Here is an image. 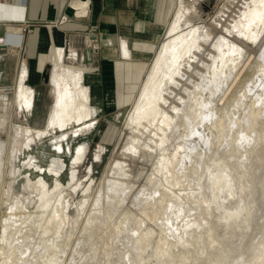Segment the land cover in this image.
<instances>
[{"label":"bare ground","instance_id":"6f19581e","mask_svg":"<svg viewBox=\"0 0 264 264\" xmlns=\"http://www.w3.org/2000/svg\"><path fill=\"white\" fill-rule=\"evenodd\" d=\"M72 4L78 3L74 1ZM195 11L190 2L178 0L177 9H175L174 18L168 32L170 36H173L166 42L161 43V48L155 57L154 65L151 67L140 89L139 96L135 100L131 112L127 115L125 125L141 126L147 129L146 126H143V122L146 121L149 126L154 127H152L154 130L152 134L154 136L157 135L159 139V141L153 139L141 140L139 137L133 136L130 138V141L141 144L149 150L158 149L160 151L159 158L153 168L154 173L158 176H153L148 187L142 190L143 193L141 191L142 194L136 197L133 204L149 220L154 221L163 233L159 239L165 245V251L168 255L165 260L167 264H172L175 258L176 260H180L190 255L194 256L193 259L196 261L194 264H215L216 256L222 255L224 251L228 252L229 250L237 252L234 256V264H264V236L261 235L262 229L260 231L257 230L259 233L257 231H255L257 233L253 232L254 235L246 232L231 236L229 234L230 231H228V226L231 224L228 222L229 219H232L230 222H235L241 216V219L244 220L249 207L254 204L256 205V203L258 204L255 197V199L252 198V200L248 199L250 201H247V198L244 199V197L248 196V194L245 196L242 194L243 191H245L244 193L247 191L249 193L250 190L257 188L251 183V179L257 177V174L253 177V173H249L250 171L247 168L252 160L255 159L254 161H256L258 157L251 160L249 156H238L236 151L238 148L250 151V146H254V152L259 150L261 154L259 148H264V145H261L264 144V96L260 97L257 107H250L245 113L246 120H248L247 126L252 128L254 132L252 136L243 135L240 138L238 136L235 140L222 145L223 151H216L218 139L212 137L210 132L208 142L210 145H214L212 147L214 148V152L209 156L195 153L194 155L192 152L187 154V149L189 148L186 142L190 137L196 135L197 126L200 123L202 125L205 121H210L212 125L216 124V127L219 130L221 129V132L225 136L228 135L226 124L232 119L230 113L225 117L212 119L209 114H200L199 112L202 111V108L199 107L207 103L209 105H206L207 108L212 105L213 98L216 97L217 93L219 94L223 80L227 83H231L232 80V83H235L236 76L234 69L237 64L238 55L241 53L236 44L222 37H218L216 42L208 41L206 32L199 26H193L191 18L187 15L192 12L193 18H197ZM245 23L246 26H249L246 31L244 30L246 36L255 39L256 33L252 31L251 26L258 27L259 24L264 23V0H252V6L249 7L246 13ZM186 26L189 29L183 31ZM222 39L224 40V46ZM201 44L210 45L215 52V54H209V62L195 61L196 52L201 48ZM166 55L169 56L165 57ZM163 57L167 61L166 65L168 63L165 69L166 72L161 70L160 61ZM194 62L201 64L204 68L203 71H197V79L199 78V81H195L186 75L184 76V65H187L188 70H192ZM22 67L23 65L20 66V71ZM73 71L70 72L66 68H61L53 73L52 82L55 86V102L53 107H51L45 128L36 129V134L32 136L31 128L22 127L19 124L16 125L13 139L16 141L22 129H24L27 136L23 145L24 150L32 151L31 145L35 142V139L45 136L49 133V129L64 130L68 125L76 124L78 126L72 130V134L76 135L92 125V122L89 120L94 111L88 104L86 91L79 85L81 73ZM165 76H167V80L164 79L166 78ZM181 78L183 80L187 79L188 84L191 86L183 88L186 99L182 95L178 96L171 89V86H168V84H172V87H175L180 84L179 80ZM230 85L232 86V84ZM206 89L210 90L208 96L204 94ZM171 93L172 97L175 96L176 98L178 96L177 99L181 103L180 106L176 103L171 105V109L175 115L177 114L176 116H178L182 107H184L180 116L184 117V121L182 122L185 125L186 133H184V136L186 137L185 139L181 137V141L174 140L177 128L176 118L173 119L172 115H168L166 111L161 109L162 105H168L169 107L167 97ZM31 96L32 91L24 85L23 76L19 75L16 86V97L19 102L21 101V109H24L25 112H31ZM208 112H210L209 109ZM3 122L4 119H0V124ZM67 134L69 133L63 132L60 137L61 139H54L53 147L58 151H62L61 141ZM244 136L245 138H243ZM167 149L172 152L165 153ZM4 150V145L0 144V183L3 181L5 175L1 157ZM126 150L130 152L134 151L129 145H127ZM12 151H14V147L11 148V153ZM85 151V144H79L76 148L75 163L82 159ZM179 151H185V153H182L183 155L180 156ZM227 152H229L230 156ZM254 155L256 156L255 153ZM28 159L29 163L25 165V162H23L22 169H32L38 173L37 175H40L36 180H32L26 174L28 187L30 189H39V196H37L38 203L33 211L21 210L17 201H14L10 205L7 217L2 220L0 264H34L36 258L39 257L41 260L40 256H43L47 248L59 244L63 233V225L67 220L66 210H64L63 206L65 200L61 195L64 190L63 184L55 179L54 188L50 191L41 175L49 173L50 175L58 176L60 172L58 170L61 167L59 165L60 159H51L53 162L50 163L51 168L47 169V171L41 168L42 165H39L41 162L33 154L30 153ZM186 159L188 160V165L185 162ZM259 161L257 160V162ZM54 163L59 164L54 165ZM211 164L217 166V168L215 167L216 170H211ZM177 166L181 167L177 169ZM196 167L205 169V172L204 170L195 172ZM124 168L121 163L117 162L113 166L111 173L113 176L123 177L126 175ZM10 170L11 174L16 178L21 172L20 168L17 169L18 173H15L13 168H10ZM219 171L222 173L221 175H217ZM75 173L76 169H71L70 176L72 182L75 179ZM206 178L209 179L208 182L205 181ZM261 179L260 185L264 187V175H262ZM108 181L104 188L101 186L98 188L96 195L91 201L87 216L85 217V221H83V226L81 225L83 234L80 232L82 236H79L80 238L78 237L79 239H77L78 241L69 261L70 264L73 260L76 264H90L91 262L89 261L94 260L97 254L95 253L96 249L92 248L90 253L88 250L84 253L81 247L82 245H87L83 244V242H89L91 236L95 234L100 235V239L98 237L97 239L101 240L100 243L103 240V243L106 245V247L101 245L103 248H106V250L104 249L106 253H103L104 257H101L104 258V260L102 259L103 262L101 261L102 264H138L145 257V255H141V252L137 251L150 244L154 231L146 229L144 224L135 215L124 213V209L116 211V209L122 208L120 205L122 206L126 201L128 190L123 182L109 179ZM257 183L259 184V181ZM192 184L198 186V190L193 188L191 191L193 203H187L185 200L180 199L179 196L174 195L172 189L174 186L184 187ZM214 187H219L222 196L214 199L213 195L209 194L206 197L207 199H205L204 194H207L206 192ZM189 195L186 194L185 196L190 199ZM84 202L86 203L87 200ZM84 206L85 204L82 207ZM218 208H220L222 214L228 211L226 212L227 214L225 215L224 213V216H222L220 213H214ZM81 209L82 212L83 208ZM197 209L199 210L198 215L195 214ZM115 211L119 213L116 214ZM211 213H214L213 217L208 218V215ZM125 217L128 219H125ZM79 220L81 219L78 216L74 218V226L78 224ZM109 222L112 228H110L109 234L106 233L108 235L107 242L104 240L103 234L105 231L103 228H109ZM226 236L231 240L236 238L237 242L228 243L224 240ZM216 242L221 245L224 243L222 253L218 251L215 245ZM94 243L92 244L95 245ZM92 244L91 246H93ZM245 244L246 246H244ZM98 247H96L97 250ZM158 247L159 245H157ZM82 253L84 254L82 257L80 255L81 263H79L80 260L78 261L77 259L80 258L78 256Z\"/></svg>","mask_w":264,"mask_h":264},{"label":"rangeland","instance_id":"374dc122","mask_svg":"<svg viewBox=\"0 0 264 264\" xmlns=\"http://www.w3.org/2000/svg\"><path fill=\"white\" fill-rule=\"evenodd\" d=\"M187 1L191 3L197 14V18H193L192 12H190L192 14H187L188 17L191 18V24H193V26H199L200 28H202L206 32L208 41L216 42L218 37H222L229 42H233L234 44H236V47L240 49L241 52L238 55L237 64L234 69L236 76L235 83L233 84L232 80L231 83H227L223 80L221 83L222 87L219 91V94L217 93L216 97L213 98L212 105L207 108V103L206 105H204L206 106L205 108L203 105V107H199L202 108V111L199 112L200 114H209L211 115L212 119H216V117H225L228 113H230L232 119L226 124V126L228 127L227 131L230 133V135L227 132L228 135L225 136L221 132V129L219 130V128L216 127V124L212 125L210 121H205L204 123H202V125H200L201 123L199 125L197 124L198 126L196 135L190 137L186 142V145H188L189 148L187 149V154L192 152V154H205L206 156H209L212 152H214V148H212L214 147V145H210L208 142V139H210V132L212 134V137L218 139V142L216 144V151H223L222 145L235 140L238 136L240 138V136L243 135L252 136L254 134L253 129L247 126L248 120H246L245 113L247 112V110H249L250 107H257V103L260 101V97L264 96V23L259 24L258 27L251 26L252 31H255L256 33V38L251 39L248 38L245 34V31L249 27L248 25L246 26L245 19L249 7L252 6V0H183V2ZM177 5L178 1L176 3L175 9H177ZM174 12L169 23L164 29L161 41L154 49V52L150 56V59L145 63L147 67L145 68L146 70L143 72L142 76L137 80L129 79L125 81L126 83L124 82L122 95L126 96L130 95L131 93L129 101L125 102L121 107H111L110 109H108L107 113L108 115H111L109 125H103L102 123L92 124L90 126L92 127L90 135H86L88 139H82V136H80V134H72V130L78 125L71 124L68 125L64 130L49 129V133H47L40 139H35L34 143L32 142V151H27L26 149L24 150L23 145L26 141L27 136L24 129H22L17 140L14 141L13 138L15 136V127L17 124H19L22 127L31 128L32 136L36 134V129H43L46 127L47 119L45 123L44 121L45 118L49 115L53 101L52 85H45L42 89H40L38 93L39 99L36 102L37 107L33 112H31V114L25 112L24 109L16 107V88L14 97V87H7V85L5 84L0 85V119H4V122L0 124V144H3L5 147V150L1 154L5 175L3 181L0 183V233L2 230V220L7 217L8 211H10V205L13 204L14 201H17L21 210L24 211H33L38 203L37 196H39V189H30L28 187L26 174L29 175L32 180H36L40 175H37L38 173L33 171L32 169H22L23 162H25V165L29 163V154L31 153L33 154V156L39 159V162H41L39 163V165H42L41 168H44L45 171L51 168L50 163L53 162V160L51 159H60V164L54 163V165H61L58 170L60 171L58 176L50 175L49 173H44L41 175L47 184V188L50 189V191L54 188L55 179L63 184L64 190L62 191L61 195L65 200L63 206L64 210H66L65 213L67 220L63 225V233L60 237L59 244L57 246H51L47 248L43 256H40L41 260L39 257L36 258L34 264H70L69 261L71 259V254L74 252L76 243L78 241L77 239H79L83 234L81 225L83 226V221H85V217L87 216L91 201L96 195L98 188L100 186L103 188L106 186V184L109 182L108 179L123 182L128 190V197L126 201L122 204V206L120 205V207L122 208H118L116 209V211H121L122 209H124V213L128 215H135L144 224V227L146 229H151L154 231L152 240L150 244L147 245L148 248L147 246H144L142 249H140V251L139 249L137 251L141 252L142 256L145 255L142 261H140L138 264H167L165 260L168 255L165 251V245L163 244L162 240L159 239L163 235V233L160 231V228L154 221L149 220V218L140 210H138L135 204H133L135 203L136 197L140 196L143 193L142 190L145 187H148L150 181L153 179V176H158L154 173L153 168L157 162V159L159 158L160 151L158 149L149 150L143 147V145L141 144L130 141V138L136 136L141 140L153 139L155 141H159V139L157 135H155L157 136L155 137L152 134L154 131L152 129L153 126H149L146 121L143 122V126H146L147 129L141 126H128L125 124L127 115L131 112L133 104L139 96V88L140 86L142 87L149 71L151 70V67H153L154 65L155 57L161 48V43L166 42L173 36H170L168 32L171 22L174 18ZM187 29H189V27L186 26L183 31H186ZM200 47L201 48H199L198 51L196 50L197 52L195 61L209 62V54H215L213 48L210 45L208 46V44H201ZM167 56L169 55H166L165 57ZM166 62L167 61L164 57L160 61L161 70L163 72H166L165 69L168 65V63L166 65ZM184 68V76L186 75L187 77L192 78L195 81H199V78L197 79V71L204 70L201 64L195 62L192 70H188L187 65H184ZM165 77L166 78L164 79L167 80V76ZM182 78L181 80H179L180 84L176 85L175 87H172V84H168V86H171V89L178 96L182 95V97L186 99L183 88L191 86L190 84H188L187 79L183 80ZM182 82L183 84H181ZM132 84L136 85L135 89H133L132 91L126 89L127 86H131ZM230 84H232V86ZM209 92L210 90L206 89L204 94L208 96ZM118 94L119 96L121 95V93ZM178 96H176L175 98V96L172 97V93L169 94L167 97L169 107L168 105H162L161 109L166 111L168 115H172L173 119L176 118L177 128L175 131L176 135L174 137V140L181 141V137H184V139L186 137L184 136V133H186V129L184 128L185 125L184 122H182L184 121V117L180 116V113L182 112L184 107H182L181 112L178 114V116H176L177 114L175 115V113L171 109V105L174 103L178 104L179 106L181 105V103L177 99ZM13 102L16 106L13 104ZM208 109L210 112H208ZM19 110L22 111L23 114ZM105 130L107 131V133L106 137L104 138L101 134H103L102 132H105ZM63 132H68L69 134H67L61 141L62 151H58L55 147H53L55 142L54 139H61L60 137ZM243 138H245V136ZM79 144H85L86 151L82 159L75 163L74 158L76 156V148ZM127 145L131 146L134 151H127ZM12 147H14V151H12L11 153ZM253 148L254 146H250V151H247V149L238 148L236 152L240 157L249 156L251 160L252 158L257 159L258 157L257 160H260L259 162H257V160L254 161L255 159L252 160V162L250 161L251 163L247 168V170L250 171L249 173H253V177L257 174V177L251 179L252 185L257 188L250 190L251 192L249 191V193L248 191L246 193H244L245 191H243L242 193L244 196L248 194V196L246 195L244 199L247 198V201H250L252 200V198H256L258 204L256 203V205L254 204L249 207L244 220L241 219V216L239 217V219L237 218L235 222H230L232 219L228 220V222L231 223L228 226V231H230L229 234L231 236L237 233L243 234L246 232L253 234V232L257 230L260 231L261 229V235L264 236V187H261L260 185V181H262L261 177L262 175H264V170H262V168H264V158H262L264 157V153H262L264 152V150L262 149L264 148H259L262 155L260 154L259 150L254 152ZM168 152L172 151L167 149L165 153ZM182 153L184 154L185 151H179L180 156L183 155ZM254 153L256 154V156L254 155ZM227 154H229V152H227ZM117 162L121 163L123 165V168L125 167L124 170L126 172V175L123 177L115 175L113 176V174L111 173L113 166ZM185 162L188 165L187 159L185 160ZM181 166H177V169H179ZM215 167L217 168L215 164L210 165L211 170H216ZM10 168H13L15 170V173H18V168L21 169V172L19 173V176L17 178L11 174ZM73 168L76 169V173L75 179H73L74 181L72 182L70 171ZM195 170V172L203 170L205 172V169H200V167H196ZM221 174L222 173L220 171L219 173H217V175ZM207 179L208 178H206L205 180L206 182L209 181V179ZM258 181L259 184L257 183ZM87 186L89 190H87ZM193 188L195 190H198V186L193 184L190 186L186 185L184 187L174 186L172 189L174 195L179 196L180 199H183L187 203L191 204L194 202L193 198H191L193 197L191 195V191ZM206 193L207 194H204L205 199H207L206 197L209 194H212L214 199H216V197L222 196L219 187H214L213 189L208 190ZM186 194H190V199L185 196ZM250 194L253 195L251 198ZM85 200H87L86 203L84 202ZM216 203L218 204V202ZM84 204L85 206L82 207ZM81 208H83L82 212ZM215 212L220 213L222 216H224L223 214L225 213L226 215V212L228 211H225L222 214L220 208H218L216 211H214V213ZM117 213L119 212H116V214ZM195 214H199L198 209ZM213 214L211 213L210 215H208V218L213 217ZM76 216H78L81 220H79L78 224H75L76 226H74V218ZM253 217H255V219H253ZM125 219L128 218L125 217ZM108 226L109 228H103V230L105 231L103 234L104 240L107 242L108 235L106 233L109 234L110 228H112L110 222ZM125 230L124 232L127 231ZM95 235L91 236L89 242H83V244L87 245H82L81 248L83 250L82 252L84 253H86L87 250L90 253L92 248L96 249L95 253H97L98 256L97 254L95 256L98 259L96 260L95 257L94 260L95 262L97 261V264H102V259L104 260V258L101 257H104L106 248H103L101 245H104V247H106V245L103 243V240L102 243H100V235ZM97 237L99 239H97ZM224 240L230 244L237 242L236 238H233V240H231L227 236L224 238ZM91 241L92 243L95 242V245H93ZM91 244L93 246H91ZM157 245H159L158 248ZM215 245L217 246L218 251L222 253L224 243L221 245L220 243L216 242ZM95 246L100 247H98L97 250ZM244 246H246V244ZM102 248L103 250L105 249L104 252ZM84 253L79 254L78 257H80V255L82 257ZM236 253L237 252L235 250H229L228 252L224 251L222 255L216 256L215 264H234V256L236 255ZM81 257L77 259L78 261L80 260L79 263H81ZM193 257L194 256L190 255L187 258H182L180 260H176L175 258L172 264H194L196 261L195 259H193ZM94 260L89 261L91 262L90 264H94ZM74 262L75 261L73 260L71 264H76V262Z\"/></svg>","mask_w":264,"mask_h":264},{"label":"crops","instance_id":"0c3cea01","mask_svg":"<svg viewBox=\"0 0 264 264\" xmlns=\"http://www.w3.org/2000/svg\"><path fill=\"white\" fill-rule=\"evenodd\" d=\"M85 1L88 12L78 16L72 0H0V85L14 87L15 97L22 75L32 91L33 112L45 85H52L53 107L52 76L57 69L79 71V85L94 111L89 121L109 125L107 110L129 101L131 93L122 95L124 82L137 80L146 70L145 63L161 41L178 0ZM135 88V84L126 87ZM16 100L17 106L13 104L21 108ZM91 131L88 127L77 134L88 139ZM102 133L105 138L107 131Z\"/></svg>","mask_w":264,"mask_h":264},{"label":"built area","instance_id":"2783aa9c","mask_svg":"<svg viewBox=\"0 0 264 264\" xmlns=\"http://www.w3.org/2000/svg\"><path fill=\"white\" fill-rule=\"evenodd\" d=\"M76 2L78 4L74 5L72 4V2ZM71 2V6L72 8L74 9V13L78 16H81V15H86L87 12H88V5H87V2L84 0H72ZM19 30L21 31V27L19 28ZM91 46L93 48H96L97 47V44L96 43H92ZM22 62H20V66H21Z\"/></svg>","mask_w":264,"mask_h":264}]
</instances>
